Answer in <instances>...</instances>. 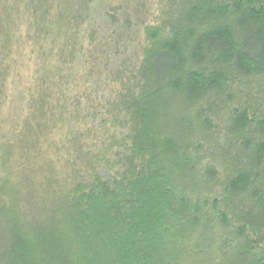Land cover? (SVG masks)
I'll return each mask as SVG.
<instances>
[{
    "label": "trees",
    "instance_id": "obj_1",
    "mask_svg": "<svg viewBox=\"0 0 264 264\" xmlns=\"http://www.w3.org/2000/svg\"><path fill=\"white\" fill-rule=\"evenodd\" d=\"M0 264H264V0H0Z\"/></svg>",
    "mask_w": 264,
    "mask_h": 264
}]
</instances>
